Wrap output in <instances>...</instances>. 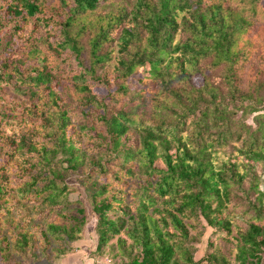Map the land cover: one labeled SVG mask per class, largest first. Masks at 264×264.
<instances>
[{"label":"trees","instance_id":"1","mask_svg":"<svg viewBox=\"0 0 264 264\" xmlns=\"http://www.w3.org/2000/svg\"><path fill=\"white\" fill-rule=\"evenodd\" d=\"M263 110L262 0H0V264L71 253L72 175L95 179L94 261L261 264ZM245 217L233 262L210 242L195 257L191 231Z\"/></svg>","mask_w":264,"mask_h":264},{"label":"rangeland","instance_id":"2","mask_svg":"<svg viewBox=\"0 0 264 264\" xmlns=\"http://www.w3.org/2000/svg\"><path fill=\"white\" fill-rule=\"evenodd\" d=\"M262 5L264 6V0H262ZM113 53L111 55L110 60L106 63L107 68L109 71H113L114 67L117 64V55H116V46H112ZM141 74V73H140ZM192 84L196 87L200 86L202 83V79L200 76H191ZM136 80H132V89L134 91H138L139 89L136 88ZM176 87H182V84L175 83ZM92 91L99 97L103 98L107 95V91L102 86H94L91 88ZM133 93V91H132ZM264 114V110L262 111ZM240 117V114L237 115V118ZM245 123L247 125L253 124V116H248L244 119ZM87 147L90 149L92 148V144H88ZM231 153V149L227 148L222 150L218 153V156L220 159H226L227 156H229ZM236 154V153H235ZM62 167L65 169L66 164H62ZM256 171L258 175H261L262 169L260 165L256 166ZM95 181L94 178L89 177H83L82 175H72L70 176L69 180H66V184L69 187L67 198L70 202L76 203L79 201L81 203V206L85 210L86 214V222L83 228V232L80 235L79 240L72 244L71 246V253H66L64 255H58L56 256L52 248H56L57 246L53 245L51 248H48L46 250V254L42 253L41 247H38V256L36 259H34L31 255L26 257L22 260L23 264H77V258L81 259L80 261L82 263L80 264H122L123 260L121 257H117L116 259H112L111 257H108L107 255L103 257H96L94 263L93 260L90 258V254L95 251L96 244H97V234H96V224H95V217L91 212V206H90V197L92 195V185ZM248 188V182L247 180L244 181L243 186L240 188L235 189L238 197H244L243 191ZM263 186H261L260 189H262ZM249 197L251 201H254V196L250 195ZM244 203H247V200L243 199V201H240L238 207L232 211H234V214L237 216L242 215L243 211L246 210V207L244 206ZM247 205V204H246ZM73 207H71L72 209ZM73 211V210H72ZM202 220V219H201ZM247 217L244 219L236 218L234 221V226L232 227V231L229 236H225L224 232H215L214 230L210 229L209 227H205V230L203 226L198 227V231H191L192 235L199 234L201 232V237L199 238L198 243L194 244V247L196 248L195 257L202 256V254L207 250V244L213 243V247H218L223 250V253L227 254L230 258V260L233 262L235 254H236V247H237V231L243 230L245 228ZM202 224L204 225V222L202 220ZM200 224V225H202ZM115 240L112 241L114 243ZM135 253V251H134ZM71 255H75V258H69ZM125 261V259H124ZM2 261L0 260V263Z\"/></svg>","mask_w":264,"mask_h":264},{"label":"crops","instance_id":"3","mask_svg":"<svg viewBox=\"0 0 264 264\" xmlns=\"http://www.w3.org/2000/svg\"><path fill=\"white\" fill-rule=\"evenodd\" d=\"M74 256H75V255H71V257H68V260H69V258H75ZM197 257L200 258V257H202V256H198V255H197ZM80 260H81V259H78V258H77V262H78L77 264L82 263ZM92 263H94V260H93ZM100 264H102V263H100ZM261 264H264V255H263V258H262Z\"/></svg>","mask_w":264,"mask_h":264}]
</instances>
